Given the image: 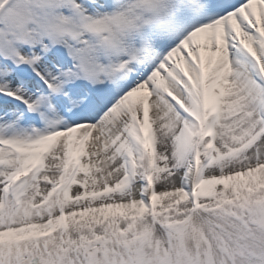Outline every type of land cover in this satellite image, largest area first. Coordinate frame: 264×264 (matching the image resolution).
Here are the masks:
<instances>
[{"label": "snow or ice", "instance_id": "snow-or-ice-1", "mask_svg": "<svg viewBox=\"0 0 264 264\" xmlns=\"http://www.w3.org/2000/svg\"><path fill=\"white\" fill-rule=\"evenodd\" d=\"M0 264H264V0H0Z\"/></svg>", "mask_w": 264, "mask_h": 264}]
</instances>
